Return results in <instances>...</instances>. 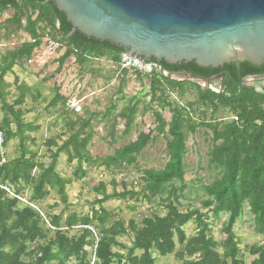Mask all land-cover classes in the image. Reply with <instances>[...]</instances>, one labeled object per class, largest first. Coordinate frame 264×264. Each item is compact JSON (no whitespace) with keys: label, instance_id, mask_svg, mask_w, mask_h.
I'll return each mask as SVG.
<instances>
[{"label":"trees","instance_id":"1","mask_svg":"<svg viewBox=\"0 0 264 264\" xmlns=\"http://www.w3.org/2000/svg\"><path fill=\"white\" fill-rule=\"evenodd\" d=\"M8 10H12L14 15L6 22L7 25H0V30L2 28L5 30L7 26L9 30L15 28L17 31H23L31 38V42L0 57V110L3 115L0 127L5 134L4 144L18 139L21 151L20 157L6 162H3L4 158L0 154V264H52L54 260L57 264H66L71 260H75V264H91L86 248L94 247L93 234L88 229H81V235L73 239L68 237V232L77 226L93 227L95 224L103 229L100 233L102 238L95 250L94 264H114V260H118L117 264H122V260H126V264H155L152 251H157L161 257L175 255L184 264H242L234 226L242 217L245 204L253 216L255 231L264 236V93L253 86L243 85V81L247 77L264 76V65L255 66L245 60L219 68H202L195 62L169 65L164 61L145 60L159 64L169 74L167 77L154 74L148 78L151 101L167 106L172 112L169 123L159 114L155 116L156 132L165 133L167 127V134L171 139L167 145L169 160L165 168L146 171L140 193L134 190L117 193L114 189L113 194L107 195L105 186L101 185L99 191L104 198L99 202L100 209L93 212L91 219L71 216L62 225V216L48 220L41 212L54 228L51 229L40 212L11 197L2 187H12L11 192L18 197H24L26 191L32 189V196L26 198V201L36 206L37 202L46 198L51 190H58L62 203L67 205L66 187L71 185L73 180L64 178L57 172L60 155L64 154L67 157L68 164L76 162L73 178L82 180L92 168L110 170L111 167L133 165L136 162V155L151 139V133L140 134L135 143L116 150L113 156L93 158L88 150L93 139V134L89 132L90 121L81 118H78L77 122L67 120V126L72 130L70 136L61 146H58L55 140L47 141L46 146L49 149L55 147L56 151L52 152L48 165L39 162L37 154L28 147V143L32 141L30 135L36 133L39 128L24 120L29 113L24 105L30 88L23 83L20 84L19 95L10 102L12 84L5 80L7 74L15 67L26 65V61L40 47L43 33H50L52 39L59 41L65 49L58 61L57 73L70 58H74L80 64L86 59L104 58L118 64L120 56L127 51L109 42L87 38L77 30L73 32V27L65 14L50 0L0 2V16ZM172 74H187L206 80L219 75L224 76L221 93L203 90L193 84L198 93L199 103L214 108H228L234 115L232 122L223 126L215 136L219 144L214 148L213 159L221 164L224 173L221 179L206 189L213 202L208 201L204 205L206 208L213 207L217 216L222 213L229 214L228 223L224 228L226 238L221 245L222 254L219 252L220 244L211 235L205 216L198 211L181 213L177 207L169 204L166 216L155 215L145 218L142 227L130 221L126 227L122 220H114L112 214L103 207V204L111 199H138L141 196L152 202L163 195L169 199L173 195L176 196L173 182L182 181L185 175L183 158L186 138L182 129L185 120L180 107L177 109L171 107L166 92L182 90L188 83L173 80ZM136 103L131 101L127 110L126 131L130 130L137 111ZM76 123L80 124L77 129ZM109 221L113 224L105 230ZM191 222L196 224V234L187 237L183 228ZM48 233L54 234L53 240L45 246L34 248L31 251L34 258L24 260L29 256V244L45 240ZM120 235H129L132 238L133 247L126 257L113 252L117 244L116 238ZM135 251H140L141 254L136 255ZM250 253L258 257L252 264H264V243L252 247ZM55 254H59L61 258H56Z\"/></svg>","mask_w":264,"mask_h":264},{"label":"rangeland","instance_id":"2","mask_svg":"<svg viewBox=\"0 0 264 264\" xmlns=\"http://www.w3.org/2000/svg\"><path fill=\"white\" fill-rule=\"evenodd\" d=\"M14 15L12 10L4 12L0 16V25H7L9 19ZM25 24V19L23 20ZM50 33L41 35L43 38ZM31 42V38L23 31L7 26L0 30V57L9 51L20 48L23 44ZM64 54V50L58 52L56 63L47 64L44 67L34 61L31 65L15 67L5 77L12 84V96L10 102L19 95L20 84H25L30 91L26 94L24 108L26 114L24 120L38 126L39 130L30 136L32 141L28 143L29 149L36 153L38 161L48 165L51 162L52 152L55 147L49 149L46 142L55 140L61 146L72 133L67 126V120L77 122L78 118L90 121V131L93 139L88 146L93 158H106L113 156L115 151L123 149L135 143L140 134L151 133V139L146 147L136 155V162L131 166L92 168L82 180L73 178L76 162L68 164L67 157L62 154L59 157L57 172L64 178H71L72 184L66 187L68 204L61 201L58 190H51L49 195L37 202V207L43 212L47 219L62 216L61 223L71 216L79 219L92 218L93 212L100 209L99 202L104 198L100 193V186L104 185L106 194L111 195L114 189L117 193L134 190L140 193L143 189V176L148 170H163L169 160L168 143L171 141L166 132L159 134L155 128V116L159 114L168 123L171 121L172 112L167 106L156 101H151L149 77L140 78L132 71L123 72L117 64L111 63L108 58L102 60L86 59L83 64L74 58L67 60L59 73H57L58 61ZM110 59V58H109ZM37 63V65H36ZM175 81L187 82L188 85L182 90H170L166 92L168 101L173 109L180 107L183 110L185 122L182 125L185 134V153L183 158L184 179L175 180L173 187L175 195L170 199L163 195L162 198L146 201L143 197L138 199H111L103 204L114 220H122L127 227L130 221H134L142 227L145 218L155 215L164 217L168 214L167 206L173 204L179 212L187 213L198 211L205 216L212 237L220 244L219 252L222 254L221 245L226 235L224 228L228 223L229 214H214L213 207L206 208V202H213L207 195L206 189L216 180L221 179L224 170L221 164L213 159L214 148L217 143L215 136L223 126L232 122L233 113L228 108H214L201 104L197 101L198 93L193 84L200 86L203 90L215 91L208 82H200L187 76L171 75ZM245 85L255 87L259 92H264V81L255 78L245 80ZM132 102H137V111L134 114L130 130H127V110ZM80 107V111H77ZM172 109V110H173ZM3 115L0 114V121ZM209 123V125H202ZM80 124L76 123L75 129ZM0 154L4 162L21 156L18 139L11 140L7 145L0 147ZM85 166V165H84ZM115 182V186L113 185ZM115 187V188H114ZM12 191V187L6 186ZM33 190L28 189L24 199L32 196ZM25 204V203H24ZM35 205V204H33ZM21 208V205L19 206ZM113 224L109 221L105 230ZM94 230L102 233V227L93 225ZM98 227V229L96 228ZM187 237L195 236L196 224L191 222L184 228ZM81 229L76 227L68 232V237L77 239ZM234 233L238 239L240 250L239 259L242 264H252L258 257L253 256L250 250L254 246L264 243V236L255 231L253 216L250 214L247 204L244 205L243 215L234 226ZM54 234L48 233L45 240H38L29 244L28 257L24 260L34 258L31 251L37 246H45L53 240ZM116 246L113 252L123 254L125 257L132 249V238L129 235H120L116 238ZM180 247H177L179 251ZM89 253L88 261L94 264L96 261L95 248L87 247ZM140 255V251L134 252ZM155 264H184L175 255L161 257L157 251L151 252ZM56 258H61L55 254ZM58 260V259H57ZM126 260H122V264ZM71 260L66 264H75ZM118 260H114L117 264ZM52 264H57L53 261Z\"/></svg>","mask_w":264,"mask_h":264},{"label":"water","instance_id":"3","mask_svg":"<svg viewBox=\"0 0 264 264\" xmlns=\"http://www.w3.org/2000/svg\"><path fill=\"white\" fill-rule=\"evenodd\" d=\"M50 1L73 32L126 50L122 55L143 68L157 64L145 61L152 59L169 65L195 62L202 68L245 60L264 65V0ZM219 78L221 88L224 76Z\"/></svg>","mask_w":264,"mask_h":264},{"label":"built area","instance_id":"4","mask_svg":"<svg viewBox=\"0 0 264 264\" xmlns=\"http://www.w3.org/2000/svg\"><path fill=\"white\" fill-rule=\"evenodd\" d=\"M61 50L63 51L65 49L59 41H56L54 39H50L48 36H46L45 38H43L40 47L38 49H36L33 52L31 58L26 61V66L30 65V64L32 65L34 61L38 62V64L41 65V67H44L47 64L56 63L57 59H58V52H60ZM36 65H37V63H36ZM117 65L121 68V70L123 72L132 71V72L136 73L137 76L141 75V76L151 77L154 74L165 76V77L169 76V74L167 72H165L161 68L160 65L150 64L147 68H143L137 60L129 58V57L124 56V55L120 56V60H119ZM77 111H80V107H77ZM4 143H5V134L0 127V147H2L4 145ZM2 188L4 190H6L11 195V197L19 199L21 202L27 204L28 206H30L34 210L41 213L40 209L36 205L28 203L26 201V199H24L22 197L15 196L6 187H2ZM41 215L44 218L47 226L50 227L51 229H54L50 225L49 221L45 218V216L42 213H41ZM76 228L77 229H88V230H90V232L93 234L94 241H95L93 248H95V250H96L98 247V244L102 238V235L100 234V232L99 231L97 232L96 230H94V227H92V226H77Z\"/></svg>","mask_w":264,"mask_h":264},{"label":"flooded vegetation","instance_id":"5","mask_svg":"<svg viewBox=\"0 0 264 264\" xmlns=\"http://www.w3.org/2000/svg\"><path fill=\"white\" fill-rule=\"evenodd\" d=\"M178 75H180V74H178ZM181 75H187V74H181ZM190 76H192V75H190ZM220 76H223V75L215 76V77H213V78L220 77ZM213 78H211V79H213ZM251 78H255V79H257V80H263V81H264V76H253V77H247L245 80H247V79H251ZM208 80H210V79H208ZM223 80H224V79H223ZM245 80L243 81V85H245ZM219 90H220L219 93H221V92L223 91V82H222V84H221V88H219Z\"/></svg>","mask_w":264,"mask_h":264},{"label":"bare ground","instance_id":"6","mask_svg":"<svg viewBox=\"0 0 264 264\" xmlns=\"http://www.w3.org/2000/svg\"><path fill=\"white\" fill-rule=\"evenodd\" d=\"M208 84L212 86L213 90L218 91L220 88V78H214V80H211Z\"/></svg>","mask_w":264,"mask_h":264},{"label":"crops","instance_id":"7","mask_svg":"<svg viewBox=\"0 0 264 264\" xmlns=\"http://www.w3.org/2000/svg\"><path fill=\"white\" fill-rule=\"evenodd\" d=\"M263 93H264V92H263ZM0 114H2V113H1V110H0Z\"/></svg>","mask_w":264,"mask_h":264}]
</instances>
